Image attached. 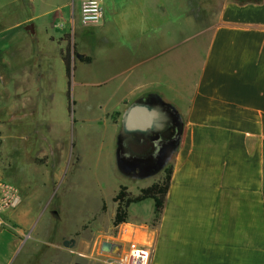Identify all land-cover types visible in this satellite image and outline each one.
<instances>
[{"label":"crops","instance_id":"0c3cea01","mask_svg":"<svg viewBox=\"0 0 264 264\" xmlns=\"http://www.w3.org/2000/svg\"><path fill=\"white\" fill-rule=\"evenodd\" d=\"M83 1L2 0L29 11L8 25L14 9L0 19V131L20 126L14 118L28 107L52 122L37 85L53 61L67 78L66 35L75 47L91 37V53L72 50V63H100L97 77L80 83L112 91L115 105L98 109H123V119L139 102L181 126L159 224L150 226L154 201L146 200L129 208L114 238L131 227L148 264H264V0H101L105 19L92 26L80 21ZM166 166L139 177L158 181ZM21 215L9 216L17 227L0 225V264H14L25 246Z\"/></svg>","mask_w":264,"mask_h":264},{"label":"rangeland","instance_id":"374dc122","mask_svg":"<svg viewBox=\"0 0 264 264\" xmlns=\"http://www.w3.org/2000/svg\"><path fill=\"white\" fill-rule=\"evenodd\" d=\"M62 1L53 0V7ZM69 1L70 5L75 2ZM1 2L0 19L8 9L15 10L6 19L7 25L29 11V4L2 7ZM70 9L66 7L64 12ZM75 44V51L82 48L91 53L95 42L83 36ZM46 67L48 76L36 90L42 94L38 103L51 111L52 122L46 115L31 116L28 107L25 115L14 118L22 121L20 126L11 123L8 131H0V180L15 187L20 196L16 207L0 213V225L17 227L9 216L21 210L20 227L25 230V246L14 264H118L130 251V244L138 242L129 238L131 227L119 239L114 238L119 229L113 227L110 215L113 198L120 186L138 195L157 180L155 175L141 178L127 173L120 157L123 109H98L107 102L108 108L115 105L109 87L80 84L97 77L100 63H73L76 69L70 78L65 77L62 63L53 61ZM171 161L172 157L167 165ZM75 176L80 177L77 183ZM54 211L60 221L55 220ZM72 240L74 245L64 244ZM106 241L127 242L128 246L118 255L106 253L101 250Z\"/></svg>","mask_w":264,"mask_h":264},{"label":"flooded vegetation","instance_id":"af4514ba","mask_svg":"<svg viewBox=\"0 0 264 264\" xmlns=\"http://www.w3.org/2000/svg\"><path fill=\"white\" fill-rule=\"evenodd\" d=\"M136 105L150 107L139 102ZM180 130L177 119L159 114L152 126H146L143 130L128 131L123 117L120 157L127 173L145 176L164 166L174 154Z\"/></svg>","mask_w":264,"mask_h":264},{"label":"trees","instance_id":"16d2710c","mask_svg":"<svg viewBox=\"0 0 264 264\" xmlns=\"http://www.w3.org/2000/svg\"><path fill=\"white\" fill-rule=\"evenodd\" d=\"M65 40L69 42L67 48L62 50L63 61L66 70L67 78L71 77L72 70L74 69L72 63V50L75 52V46H71L70 35L65 36ZM81 60L85 63H91V58L82 57ZM173 176V164H168L163 171V175L157 182L152 185L140 190L138 195H133L129 192L126 186H120L119 192L113 198V202L116 203L117 209L115 217L113 219V227L118 230L123 224L128 223L129 220V208L146 200L154 201V214L151 221V226L156 227L160 220L163 212L165 200L171 185ZM117 234V231H116ZM65 245H74V241L64 242Z\"/></svg>","mask_w":264,"mask_h":264},{"label":"built area","instance_id":"2783aa9c","mask_svg":"<svg viewBox=\"0 0 264 264\" xmlns=\"http://www.w3.org/2000/svg\"><path fill=\"white\" fill-rule=\"evenodd\" d=\"M105 19V8L101 0H85L80 7V21L84 26L99 25ZM20 196L15 187L0 180V213L6 209L16 207ZM149 252L140 249L136 243L130 244V251L126 253L118 264H148Z\"/></svg>","mask_w":264,"mask_h":264},{"label":"water","instance_id":"95a60500","mask_svg":"<svg viewBox=\"0 0 264 264\" xmlns=\"http://www.w3.org/2000/svg\"><path fill=\"white\" fill-rule=\"evenodd\" d=\"M27 29L33 30V26L29 25ZM157 112L150 110L145 106L135 105L131 107L124 116L126 128L128 131L143 130L146 126H152L154 120L158 117ZM121 245L113 242H104L101 250L106 253L120 254Z\"/></svg>","mask_w":264,"mask_h":264}]
</instances>
